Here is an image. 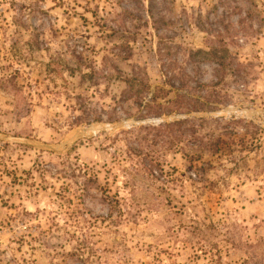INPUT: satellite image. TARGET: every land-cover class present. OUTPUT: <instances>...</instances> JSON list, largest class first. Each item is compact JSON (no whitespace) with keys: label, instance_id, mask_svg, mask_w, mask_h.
<instances>
[{"label":"rangeland","instance_id":"374dc122","mask_svg":"<svg viewBox=\"0 0 264 264\" xmlns=\"http://www.w3.org/2000/svg\"><path fill=\"white\" fill-rule=\"evenodd\" d=\"M215 48L226 57L189 60ZM221 61L232 64L221 70ZM184 68L186 87L177 81L158 99L162 115L135 117L125 97L140 81L170 88L164 80ZM178 93L241 110L187 116L203 118L198 136L219 133L233 116L264 129V0H0V132L58 149L0 139V264H212L216 243L224 264H264V131L253 148L221 155L198 156L189 137L155 147L165 174L141 172L131 193L113 158L122 143L107 147L128 127L76 136L118 117L137 126L214 111H185L195 103ZM192 160L204 169L189 168ZM82 166L109 181V195L118 186L128 193L122 215L103 191L78 198Z\"/></svg>","mask_w":264,"mask_h":264},{"label":"trees","instance_id":"16d2710c","mask_svg":"<svg viewBox=\"0 0 264 264\" xmlns=\"http://www.w3.org/2000/svg\"><path fill=\"white\" fill-rule=\"evenodd\" d=\"M153 6V3H150V7ZM152 11V10H151ZM225 50H219L217 48L213 49L212 51H206L204 49H198L196 51H191L189 53V60L193 63L198 58H214L220 57L225 58L226 52ZM218 52H221V55H218ZM225 53V55H223ZM213 60V59H212ZM219 68L222 70L225 67L229 66L224 61L218 62ZM173 70V69H172ZM193 71V68H192ZM169 75L164 81L170 88H165L164 86H156L154 91L150 88L151 86L146 83L145 81H140V88L136 91L135 95H130L125 97L126 100L133 99L134 103L137 105L138 108V115L136 114L135 117L139 119H143L149 116H159L162 115V111L157 110V102L159 98H165L170 93L174 92V88L177 85V81L180 84L177 88L183 89L186 87L188 80L181 81V77L184 76L190 77L189 73H186L185 68L183 70L170 72ZM238 74V73H236ZM181 75V76H180ZM177 76L179 77L177 80ZM241 78L242 75L238 74ZM222 79V77L220 78ZM238 81V79L236 80ZM133 84V82H131ZM217 82H214L216 84ZM181 86V87H180ZM178 96L187 94L185 93H178ZM188 96V95H187ZM190 97V96H188ZM204 98V97H203ZM190 99L195 103L190 107H185V111H203L206 107L207 110H214L216 109L214 106L206 105L199 98L190 97ZM182 107V108H183ZM181 112H184L183 109H178ZM80 118L76 119L72 125H78L81 123L79 121ZM93 120H101V117H95ZM115 120H120L118 117ZM203 120V118H195V117H186L182 119H176L173 121H162L159 124H141L137 126H132L128 129H121L120 131L116 132L114 136H108V139L111 141V145L107 146L108 148H115L117 149L118 144L122 143L123 147H119L116 152H114L113 158L115 164L118 165V170L124 172L123 176H127V180L123 182L124 187H130L129 193L133 192L134 189H137L138 185L134 179V177L141 172H144V175H151L154 178H158V175L165 174L166 170L163 167L162 163L156 159L154 156V152H158L161 148L155 150V147H165L169 146L168 148H172L174 144L181 142V140L185 138H191L193 145H196L198 148L196 149V154L198 156L204 155L205 152H209L212 155H221L227 148L236 147L238 151H242L245 149H250L255 146L256 135L264 131L262 127L255 124L252 120H246L244 118H235L234 116L232 119L228 120L225 125L221 127V131L219 133L211 132L208 133L205 137L198 136L199 133V123ZM145 131V135L140 136L139 132ZM122 135L123 137H120ZM121 145V146H122ZM152 148V149H151ZM123 158L121 159V157ZM124 160L130 161L129 165H122ZM189 168H195L202 170L204 169L203 166H199V163L195 164V160H192L191 165ZM76 170L71 172V176L76 177ZM79 174L86 175L82 183L81 191L78 193V198L84 199L86 196L93 195V190L103 191L105 196L110 199L112 206L114 204L117 205L119 213L121 212L123 202H127L128 196L127 194H122L120 186L115 191L113 196L109 195L111 191L109 185V181L107 185L101 184L99 177L95 173H91L88 168L80 167L78 170ZM118 177L115 175V180ZM67 192V188H65L64 193ZM107 194V195H106ZM120 215H122L120 213ZM213 230L214 235H218L215 232L216 226L214 224L207 225ZM200 231V227H194ZM229 229V228H228ZM228 235L231 234L230 230H227ZM205 238L201 237L200 241H198L199 247L201 248L204 246L202 241ZM227 242L231 244L233 247L238 248L236 244H238V240L235 237H230L227 239ZM194 245V244H193ZM194 249L196 245L193 246ZM209 250L211 253L210 262L212 264H224L222 262V254L220 253L221 249L218 243L214 244V246L210 247ZM197 249V247H196ZM204 250L206 249L203 248Z\"/></svg>","mask_w":264,"mask_h":264},{"label":"water","instance_id":"95a60500","mask_svg":"<svg viewBox=\"0 0 264 264\" xmlns=\"http://www.w3.org/2000/svg\"><path fill=\"white\" fill-rule=\"evenodd\" d=\"M230 109H231L230 106H224L220 110L206 111V112H191V113L185 114L184 117H187L190 115L191 116L192 115H198V116H203V117H205V116H220L223 114H229V111H231ZM247 111H249L248 115H250V116L252 115V113H254L253 109H247ZM172 117H175V116L158 118V119H156V121L162 122V121H165V120L170 119ZM139 122H140V120H135V119L119 120V121H114V122H110V123L94 122V123L90 124V126H88L87 128H84L83 130L77 132L76 136H78V137L83 136L87 131H90V130L96 132V131H105L107 129L116 130V129L124 128V127L130 128L135 123H139ZM0 139L26 143V144H30L33 146L58 151V149L51 144H46L44 142L29 139V138L15 137L13 135L2 133V132H0Z\"/></svg>","mask_w":264,"mask_h":264},{"label":"bare ground","instance_id":"6f19581e","mask_svg":"<svg viewBox=\"0 0 264 264\" xmlns=\"http://www.w3.org/2000/svg\"><path fill=\"white\" fill-rule=\"evenodd\" d=\"M231 111H229V114L231 115V114H233V113H239V112H241V110L240 109H238V108H235V107H232L231 106V109H230ZM247 114H249V111H245ZM257 112V110H254V113H252V115L251 116H253L255 113ZM250 116V115H249Z\"/></svg>","mask_w":264,"mask_h":264}]
</instances>
